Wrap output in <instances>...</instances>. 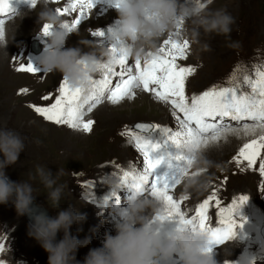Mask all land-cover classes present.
Wrapping results in <instances>:
<instances>
[{
  "label": "rangeland",
  "instance_id": "obj_1",
  "mask_svg": "<svg viewBox=\"0 0 264 264\" xmlns=\"http://www.w3.org/2000/svg\"><path fill=\"white\" fill-rule=\"evenodd\" d=\"M63 1L49 0L48 6L53 10L62 9L68 6L67 2ZM97 1L104 5L109 4L111 0ZM6 2L11 4L14 12H17L7 13L8 16L13 15L12 17L0 14L6 17L5 28L8 29L10 43L6 49L7 53L0 50V128L20 133L26 144L25 152L20 154L17 165L8 167L6 171L13 182L31 183L35 189L37 203L44 206L54 218L57 210L51 208L48 203L47 194L50 190L41 183L36 174V167L43 166L45 170L49 169L53 177L60 170L61 175L56 177V186H64L60 207L66 209L72 206L86 217L84 221L74 224L71 228L72 235L85 244L77 253V260L83 264L90 250L103 247L108 234L116 235L118 218L113 217L111 212L115 203L110 201L106 206L104 203L106 197L112 198L113 192L103 182L105 174L119 173L116 165L127 170L133 166L137 168L143 166V160L129 142V138L120 135L125 130V125L133 128L137 123H154L175 130L178 124L170 105L158 102L151 93L140 89L136 90L135 99H126L115 106L105 99L97 106L86 117L95 121L90 134L45 121L29 105H50L58 95L57 89L63 78L58 72L45 73L40 65V58L46 44L49 43L48 37L37 38L35 35L41 28L37 14L42 10V5L37 3L33 8L28 0ZM184 2L185 0H181V3ZM111 3V6H114V2ZM102 5L95 6L88 18L82 21L81 26L69 34L65 48L80 47V39L100 44L99 38L91 35L93 31L101 30L107 36L109 29H119L120 15L117 8L101 10L104 8ZM209 7L212 10L223 9L234 18L235 23L232 25L230 37L215 34L207 36L202 33L200 44H194L190 38L185 37V25L175 30L174 33H179L178 36L173 35V39H179L181 42L187 39L190 44L188 59L178 61L182 66L196 69L195 74L186 82L185 92L189 97L202 93L214 85L219 87L239 85L247 90V86L243 85L244 76L252 75L256 66H264V0H214ZM77 15L78 13H74L61 18L64 22L70 23ZM21 16L24 17L23 21ZM26 22L29 24L25 25ZM186 26L190 28L191 22L188 21ZM13 36L15 38L12 41ZM168 37L169 35L162 39L160 46ZM33 41L43 47L39 54L31 53ZM103 43L111 46L107 39H104ZM204 43L210 45L211 51L202 49L201 45ZM230 44L235 46L230 47ZM81 47L85 51L89 50L84 45ZM21 63H31L39 70L38 74L17 72L16 68ZM129 63L134 65V60L130 58ZM237 65H240L237 79L228 84L229 77ZM99 78L100 75L95 77ZM119 79V76H114L113 84ZM25 88L28 92L21 93V89ZM49 94L52 95V100L41 99L42 96ZM145 103L161 105L163 114L159 115L158 110H152L149 106L143 107ZM242 123L251 122H238L232 126L240 127ZM259 136L260 134L227 136L224 140L221 138L215 144L218 145V149L216 148V157H213L218 159L211 160L202 173L211 178L209 187L199 192L193 189L186 192L183 182L173 193L176 199L188 196L182 204V210L189 216L194 215L196 207L213 192L223 206H229L241 195L249 197L248 203L236 217L244 229L238 230L235 240L231 243L213 248L217 264H225L226 259L232 264H264V242L257 235L256 227V222L264 220V177L259 174L258 165L255 169H250L246 161L239 166L233 159L244 143L258 139ZM260 160H264V151L261 152L257 164ZM192 171L196 169L193 168ZM30 174L36 176V179L30 180ZM117 194L121 198L122 206H127L126 197L133 195L127 189H118ZM217 213L215 204H211L209 223L212 226L218 225ZM180 227L178 220L166 221L160 229L162 238L166 239L168 234ZM28 233L29 224L24 216L17 215L15 206L11 203L0 205V244L4 249L0 252V261L10 264L16 262L48 264V253ZM59 234L62 240L64 234L63 232ZM224 248L228 250L227 255ZM158 264H182V261L176 256L171 261H158Z\"/></svg>",
  "mask_w": 264,
  "mask_h": 264
},
{
  "label": "snow or ice",
  "instance_id": "obj_2",
  "mask_svg": "<svg viewBox=\"0 0 264 264\" xmlns=\"http://www.w3.org/2000/svg\"><path fill=\"white\" fill-rule=\"evenodd\" d=\"M28 2L33 8L37 5V0ZM113 2L117 7L115 0ZM96 3L97 0H69L67 7L57 9L58 14L78 15L70 23L65 22L62 27L70 33L75 32L82 21L88 18ZM9 11L14 12L11 4L6 0H0V14L7 15ZM183 22L184 18L180 17L179 23L182 25ZM4 27L5 20L0 19V29ZM52 30V26L45 25L44 37ZM111 31L112 29L108 30L109 33ZM91 35L99 38L100 44H103V40L108 36L101 30L93 31ZM173 35L178 36L179 33L170 34L168 39L164 40L158 55L143 62L135 60L134 65L129 63L130 58L119 53L120 44H112L110 47L113 58L102 65L100 78H94L90 87L73 88L63 79L57 89L58 95L50 105L32 104L29 107L47 122L90 134L95 121L86 117L105 99L114 106L119 105L126 99H135L136 90L140 89L151 93L158 102L170 105L178 124L175 130L154 123H137L133 128L125 125V130L120 135L129 138V142L142 156L143 166L141 168L133 166L127 170L116 165L119 173L112 172L111 175L119 178L120 190L127 189L133 193L130 198L141 194L151 195L163 202L165 205L163 214L153 219L158 231L160 225L170 220H178L181 225L178 230L191 227L193 230L206 231L211 241L209 248L211 252L214 245H222L236 238L238 230L243 227L236 217L248 203L249 197L241 195L229 206H223L213 192L196 207L195 214L189 216L182 210V204L188 196L176 199L173 193L186 177L193 174L194 165L203 157V150L210 144L219 142L221 138L226 139L228 134L239 137L243 133L248 136L255 134L258 129L264 133V66L258 65L252 75L244 76L243 85L247 86V90L239 85L232 87L214 85L198 95L193 94L189 97L185 92L186 82L195 74L196 69L182 66L178 61L188 59L190 44L188 40L181 42L179 39H173ZM239 70L240 65H237L228 83L231 84L237 79ZM16 71L33 75L39 72L31 63H21ZM114 76L120 77L115 84L112 80ZM27 92L28 89H21V93ZM41 99L52 100V95H44ZM225 118L251 123L233 127L225 123ZM262 151L264 134L258 139L244 143L233 159L237 165L246 161L248 168L255 169ZM258 169L259 174L264 177V160H260ZM200 171L203 172L205 169ZM111 197L114 200L105 198V206L110 201L121 204L117 190H113ZM94 199L95 197L92 198ZM213 203L218 210V226L215 227L209 223V207ZM3 250V245L0 244V252Z\"/></svg>",
  "mask_w": 264,
  "mask_h": 264
},
{
  "label": "clouds",
  "instance_id": "obj_3",
  "mask_svg": "<svg viewBox=\"0 0 264 264\" xmlns=\"http://www.w3.org/2000/svg\"><path fill=\"white\" fill-rule=\"evenodd\" d=\"M214 0H115L120 15L119 29H112L107 40L120 44L119 53L132 60L141 62L152 59L159 54L160 44L164 37L173 34L176 29L185 25V37L194 44H200V36L222 35L230 37L234 18L223 9L212 10L209 6ZM42 5L39 17L40 31L37 38L44 36V26H52L47 36L40 65L44 72H58L73 88H88L91 81L102 72V65L113 58L111 47L80 39V47L65 48L70 32L62 26L65 23L58 10L50 8L49 0H37ZM180 17L184 18L181 25ZM24 18V17H23ZM191 27H187V22ZM78 34V33H77ZM15 36L12 37V41ZM187 40V39H184ZM8 31L0 29V50L7 53L9 45ZM81 45L89 50L85 51ZM230 47L235 45L230 44ZM204 51H211L209 44L201 45ZM151 53L152 55H149ZM25 138L12 129L0 128V205L9 203L15 206L18 216L31 215V206L36 197L35 189L28 181L13 182L6 169L17 165L20 154L25 152ZM209 161L199 158L194 165L196 171L184 180V189L203 191L209 187L211 178L202 175ZM36 174L41 183L50 191L47 194L51 208L57 210L54 218L45 215L36 216L29 225V236L48 253V264H81L77 253L85 244L71 233L74 224L86 217L76 208L60 207L64 186H56V177L43 166L36 167ZM30 180L36 176L29 175ZM105 185L112 190L120 188L117 176L105 174ZM165 205L151 195H136L127 201V206L114 204L112 215L117 219L116 235L108 234L102 248L92 249L84 258L83 264H158V261H171L179 256L182 264H217L213 250L209 252L210 237L206 231L193 230L191 227L177 230L162 238L161 231L153 224L154 217L162 215ZM159 223V222H158ZM164 225H160V229ZM63 232V239L57 242L58 233ZM227 241L225 244L231 243ZM227 255L228 250L224 248ZM0 264L10 262L0 261ZM18 264V262H16ZM225 264H232L226 259Z\"/></svg>",
  "mask_w": 264,
  "mask_h": 264
},
{
  "label": "bare ground",
  "instance_id": "obj_4",
  "mask_svg": "<svg viewBox=\"0 0 264 264\" xmlns=\"http://www.w3.org/2000/svg\"><path fill=\"white\" fill-rule=\"evenodd\" d=\"M112 2H113V0H111ZM111 1H110V3H111ZM63 2H67V4L69 3V0H64ZM106 3V2H105ZM108 4V3H106V4H104V5H102V4H100V2L99 1H97V3H96V6H98V5H102L101 7H104V8H101V10H104V9H109L110 7H112V8H116V7H114V6H111V4ZM109 5V6H108ZM16 8V7H15ZM16 9H18V8H16ZM15 12H17V11H15ZM14 12V13H15ZM8 16V15H7ZM13 16V15H12ZM11 15L10 16H8V17H12ZM22 17L23 16H21V20H22ZM26 18V17H25ZM0 19H6V17H4V16H1L0 15ZM23 21V20H22ZM29 23L28 22H26V24L25 25H28ZM7 31H8V29H7ZM13 35H15V32H13ZM17 36V35H16ZM40 46V45H39ZM42 46H41V50H42ZM138 94V93H137ZM140 95V94H139ZM155 98V97H154ZM146 106H149L152 110H158L160 113H159V115L160 114H163V113H161V110H162V106L161 105H157V106H155L154 104H147V103H145V104H143V107H146ZM166 108V107H165ZM171 109V108H170ZM181 116H182V114H181ZM167 117H168V115H167ZM243 122V121H242ZM225 123H227V124H230V125H232V124H235V123H238V122H236V121H231V120H228L227 118H225ZM240 124V123H239ZM257 134H264V133H262L261 132V130H257L256 131V133L255 134H253V135H257ZM240 135H242V136H245V135H243V133H241ZM252 135V136H253ZM227 136H230V137H234V136H236V135H234V134H228ZM249 136V135H248ZM246 138V137H245ZM223 140H224V138H222ZM234 139H237V138H234ZM226 141V140H225ZM216 143H212V144H210V146L208 147V148H206L205 150H203V158L204 159H206L207 161H211V160H215V159H218V158H213V157H216L215 155H216V153H217V146L218 145H215ZM223 144V143H222ZM230 144V143H229ZM212 145H215V146H212ZM236 145V144H235ZM212 146V147H211ZM212 149H211V148ZM227 147H228V145H227ZM217 148V149H216ZM126 151V150H125ZM221 151V150H220ZM224 152H225V150H223ZM218 152H219V150H218ZM232 152V151H231ZM235 154H237V153H235ZM232 156H234V155H232ZM218 157V156H217ZM235 157V156H234ZM233 160V159H232ZM231 160V161H232ZM216 161V160H215ZM229 161V160H228ZM230 162V161H229ZM211 163V162H210ZM231 163V162H230ZM245 164V163H244ZM259 164V163H258ZM257 164V165H258ZM240 166V165H239ZM241 168H242V166H241ZM243 168H244V166H243ZM235 169V168H234ZM253 202V201H252ZM33 215L34 216H39V215H43L40 211H35V212H33Z\"/></svg>",
  "mask_w": 264,
  "mask_h": 264
},
{
  "label": "water",
  "instance_id": "obj_5",
  "mask_svg": "<svg viewBox=\"0 0 264 264\" xmlns=\"http://www.w3.org/2000/svg\"><path fill=\"white\" fill-rule=\"evenodd\" d=\"M36 44V45H35ZM34 50H36V51H34ZM40 50H41V48L38 46V44L35 42V41H33L32 43H31V53L32 54H34V55H36V54H39L40 53ZM43 215H45V216H47L48 218H51L50 217V215L47 213V211L46 210H42V211H40ZM33 218H35V216H33L31 219H33ZM264 229L263 228H261L260 229V233H261V236H262V238H263V240H264Z\"/></svg>",
  "mask_w": 264,
  "mask_h": 264
}]
</instances>
